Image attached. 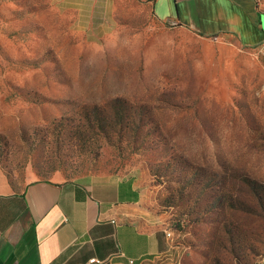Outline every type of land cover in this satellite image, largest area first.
I'll return each mask as SVG.
<instances>
[{"label":"rangeland","instance_id":"obj_1","mask_svg":"<svg viewBox=\"0 0 264 264\" xmlns=\"http://www.w3.org/2000/svg\"><path fill=\"white\" fill-rule=\"evenodd\" d=\"M94 174L142 182L152 264H264V45L145 0H0V191Z\"/></svg>","mask_w":264,"mask_h":264},{"label":"crops","instance_id":"obj_2","mask_svg":"<svg viewBox=\"0 0 264 264\" xmlns=\"http://www.w3.org/2000/svg\"><path fill=\"white\" fill-rule=\"evenodd\" d=\"M154 18L196 34L264 45L259 0H145ZM132 175L39 180L0 191V264H152L168 241L142 220Z\"/></svg>","mask_w":264,"mask_h":264}]
</instances>
